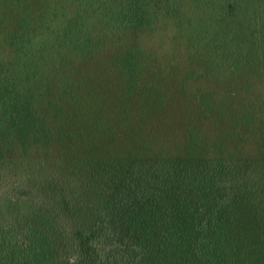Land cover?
<instances>
[{
  "label": "trees",
  "instance_id": "obj_1",
  "mask_svg": "<svg viewBox=\"0 0 264 264\" xmlns=\"http://www.w3.org/2000/svg\"><path fill=\"white\" fill-rule=\"evenodd\" d=\"M260 2L0 0V264H264Z\"/></svg>",
  "mask_w": 264,
  "mask_h": 264
},
{
  "label": "rangeland",
  "instance_id": "obj_2",
  "mask_svg": "<svg viewBox=\"0 0 264 264\" xmlns=\"http://www.w3.org/2000/svg\"><path fill=\"white\" fill-rule=\"evenodd\" d=\"M220 2H222V3H224L225 1L227 2V3H229V4H231L232 5V10L235 12V17H236V20L238 19V16H239V12L238 11H240V10H242L243 9V7L245 8V7H247V3H250L251 5H252V8H253V12H259V11H261L262 10V3L260 2V0H219ZM178 16V15H177ZM199 19V18H198ZM243 19H241V21H242ZM257 27V26H256ZM238 30H239V28H238ZM250 31H251V33H250V36H251V38H254V37H256V38H258L259 36H258V31L255 29V28H251L250 29ZM251 38H249V39H251ZM259 39V38H258ZM213 75H215V74H213ZM216 76V75H215ZM238 79H241V80H245V75L243 74H241L239 77H237ZM217 79H219V78H217ZM216 78H214L213 79V81L212 82H214L215 80H217ZM221 80L223 81V83H226L225 82V75H223L222 77H221ZM52 165H50V167H51ZM2 175H0V187L2 186V185H4L5 184V181H3L2 180ZM27 183V182H26Z\"/></svg>",
  "mask_w": 264,
  "mask_h": 264
}]
</instances>
